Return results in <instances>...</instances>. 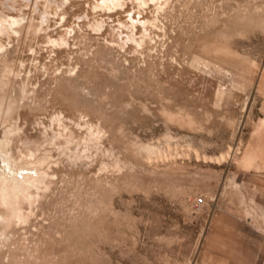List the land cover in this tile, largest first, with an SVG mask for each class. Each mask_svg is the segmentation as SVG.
I'll return each instance as SVG.
<instances>
[{
    "label": "rangeland",
    "instance_id": "1",
    "mask_svg": "<svg viewBox=\"0 0 264 264\" xmlns=\"http://www.w3.org/2000/svg\"><path fill=\"white\" fill-rule=\"evenodd\" d=\"M10 17L0 264H264V0H0Z\"/></svg>",
    "mask_w": 264,
    "mask_h": 264
},
{
    "label": "bare ground",
    "instance_id": "2",
    "mask_svg": "<svg viewBox=\"0 0 264 264\" xmlns=\"http://www.w3.org/2000/svg\"><path fill=\"white\" fill-rule=\"evenodd\" d=\"M15 21H16V18H13V17L1 18L0 19V32L2 30H4L5 28H11L13 31H16L13 29V26H12V24ZM19 24H20V22H19ZM28 176L29 175L25 174V175H23V177L18 178L17 175L15 174L14 176H12L10 178L3 177V181H2V183H3V186H2L3 197L5 199L11 201L12 196H14L16 193L20 192L21 189L25 187L26 183L30 181L28 179Z\"/></svg>",
    "mask_w": 264,
    "mask_h": 264
},
{
    "label": "built area",
    "instance_id": "3",
    "mask_svg": "<svg viewBox=\"0 0 264 264\" xmlns=\"http://www.w3.org/2000/svg\"><path fill=\"white\" fill-rule=\"evenodd\" d=\"M200 198H197V200H199Z\"/></svg>",
    "mask_w": 264,
    "mask_h": 264
}]
</instances>
